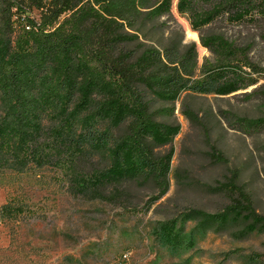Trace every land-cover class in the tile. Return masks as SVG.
Returning <instances> with one entry per match:
<instances>
[{
    "label": "trees",
    "instance_id": "16d2710c",
    "mask_svg": "<svg viewBox=\"0 0 264 264\" xmlns=\"http://www.w3.org/2000/svg\"><path fill=\"white\" fill-rule=\"evenodd\" d=\"M177 1L211 55L200 66L196 43L181 33L145 42L143 28L169 16L171 0H0V169L52 164L72 193L125 208L133 202L126 183H155L160 190L149 203L163 196L173 149L155 150L171 144L179 126L159 120L174 113L172 105L154 102L253 85L242 71L253 65L250 46L200 28L224 13L243 22L264 11V0ZM233 122L247 136L264 128V116ZM237 189L225 211L203 218L243 221L242 235L264 230V215ZM15 211L10 202L0 206V214Z\"/></svg>",
    "mask_w": 264,
    "mask_h": 264
},
{
    "label": "rangeland",
    "instance_id": "374dc122",
    "mask_svg": "<svg viewBox=\"0 0 264 264\" xmlns=\"http://www.w3.org/2000/svg\"><path fill=\"white\" fill-rule=\"evenodd\" d=\"M171 1L169 16L143 28L144 40L164 44L181 33L196 43L200 66L211 55ZM200 32L250 46L253 65L242 71L256 82L229 94L185 91L154 102L172 105L174 113L159 120L179 126L171 144L155 150L173 149L166 193L149 203L160 190L155 183H126L133 202L125 208L72 193L68 176L52 164L0 169V206L16 208L0 214V264H264L263 229L242 235L243 221L219 225L202 216L225 211L237 188L264 215V128L247 136L232 127L235 118L264 116V11L243 22L224 13Z\"/></svg>",
    "mask_w": 264,
    "mask_h": 264
}]
</instances>
